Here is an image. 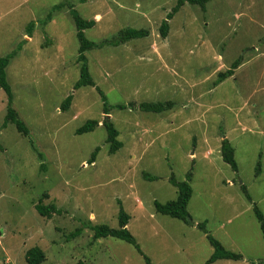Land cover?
Listing matches in <instances>:
<instances>
[{"label":"rangeland","instance_id":"1","mask_svg":"<svg viewBox=\"0 0 264 264\" xmlns=\"http://www.w3.org/2000/svg\"><path fill=\"white\" fill-rule=\"evenodd\" d=\"M177 1L0 0V56L17 51L7 79L12 107L30 129L25 136L13 123L3 126L8 96L0 88V264H28L26 253L34 246L45 252L41 264H149L144 255L150 264H204L214 247L195 222L243 255L221 264H264L253 209L256 204L264 214V0H210L205 10L185 2L168 19ZM59 3L63 7L42 24ZM70 4L95 20L85 30L90 40L129 27L146 30L144 37L86 53L107 103L134 106L105 113L95 87L74 88L80 43ZM163 20L170 24L165 38ZM237 59L234 74L215 84ZM70 94L72 103L63 110ZM143 101L174 104L154 113L140 110ZM106 116L123 143L114 154L106 142ZM90 119L99 126L76 133ZM225 137L238 171L221 156ZM189 171L192 224L158 213L154 205L175 199L169 178L186 180ZM40 199L60 211L42 216L35 208ZM120 203L144 255L116 237L94 239L91 225L119 227Z\"/></svg>","mask_w":264,"mask_h":264},{"label":"trees","instance_id":"2","mask_svg":"<svg viewBox=\"0 0 264 264\" xmlns=\"http://www.w3.org/2000/svg\"><path fill=\"white\" fill-rule=\"evenodd\" d=\"M210 0H178L176 5L172 8V11L168 13L167 18L170 19L179 9L185 4V2H189L190 4H197L201 6L204 10L206 9V4ZM63 7V3L56 4L52 7V9L48 12L44 22L42 24H47L49 21L52 20V13L55 10H59ZM70 12L75 20L77 33L76 36L79 40V48H78V62L80 64V77L79 80L75 83L74 88L78 89L84 86H92L97 89L100 93L103 102H104V109L105 113H109L111 109L117 107L119 109H125L127 106H134L133 102H130L128 105L118 104V105H110L107 103V99L105 94L102 90L96 85L94 78L91 75L90 68H89V60L88 56L86 55L87 51L92 50L94 48H101L106 45L111 46H118L120 44H124L132 39L141 38L147 35L145 29H135V28H124L119 31L116 36L111 38H105L101 41H94L90 40L85 35V30L88 28H92L95 25V20H87L83 18L74 8L72 4H70ZM35 26V22L31 21L28 23V31L29 36L31 37L32 30ZM170 30V24L168 21L163 20L160 26V33L163 38L168 36ZM17 54L16 50L11 51L5 56H0V88H2L7 96H8V108L7 113L5 116V121L3 126H7L8 123H13L17 130L25 136L30 134V129L27 124L22 120L19 116L18 112L12 107L13 102V93L10 83L7 79V71L6 68L9 65L11 59L15 57ZM240 59H237L232 63V67L227 69L226 71H222L218 73V79L215 84L220 83L222 80L226 79L228 76H232L234 74V69L238 67L240 64ZM73 100V95H68L63 103L62 109L66 110L70 106ZM172 101H165V102H140L139 107L140 110L145 112H154V113H162L164 111L170 110L173 107ZM103 125L107 131V138L106 142L109 144V153L114 154L116 153L122 146L123 143L118 139L119 130L116 128L114 122L106 116L103 120ZM97 126H99V120L90 119L87 120L82 126L77 128L76 133L82 134L86 132L93 131ZM100 150V147H96L95 151L92 153L89 163H94L96 156ZM221 156L223 160L228 163L234 171H238V163L235 158V149L232 146V143L229 139L224 138L221 142L220 148ZM42 154H39L41 156ZM260 171V162L257 164V172ZM144 178L146 179H156V177L151 176L148 173H143ZM191 176L192 172L189 171L187 174L186 180H177L174 176H170L169 180L171 183L177 188V197L173 200H169L166 202H159L158 200L154 201L155 210L158 213L169 215L171 217L177 218L179 220L184 221L187 224L193 223V218L187 209L188 202L193 194V188L191 185ZM244 191L246 192V197L249 200H252L248 191H246L245 186H242ZM47 197V194H44ZM36 210L45 217L51 218L53 213L59 212L60 209L57 208L55 204L45 205L43 204V199H40L38 203L35 204ZM254 212L256 215L257 220L260 223V229L262 231L264 237V214L259 209V207L255 204L254 205ZM129 214L125 211L122 204L120 203L118 219H119V227L114 228L107 224H96L91 225V228L94 231V239H98L101 237H116L122 239L130 244H132L142 255H144L143 251L141 250L139 243L136 237L131 233L128 229L127 225L129 223ZM197 226L204 230L209 239L211 245L214 247L213 254L207 259L204 264H212L213 262L221 259H229V260H240L243 259V255L241 253L229 250L225 248L216 238H214L211 234H208L206 229L205 223H197ZM81 229H78L77 232L72 233V236L79 235ZM147 263H151L148 256L144 255ZM26 259L28 264H41L45 259V252L39 247L34 246L31 247L26 253Z\"/></svg>","mask_w":264,"mask_h":264},{"label":"crops","instance_id":"3","mask_svg":"<svg viewBox=\"0 0 264 264\" xmlns=\"http://www.w3.org/2000/svg\"><path fill=\"white\" fill-rule=\"evenodd\" d=\"M109 115V114H108ZM226 138V137H225ZM224 139V138H223ZM193 154L195 155V152L193 151L192 153H191V156H193ZM232 182H230V184H231ZM195 225H197V223L195 222ZM191 247H192V245H191ZM223 262V259H221V260H218V261H216L215 263H213V264H221Z\"/></svg>","mask_w":264,"mask_h":264},{"label":"water","instance_id":"4","mask_svg":"<svg viewBox=\"0 0 264 264\" xmlns=\"http://www.w3.org/2000/svg\"><path fill=\"white\" fill-rule=\"evenodd\" d=\"M107 116H109V117H110V115H107Z\"/></svg>","mask_w":264,"mask_h":264}]
</instances>
